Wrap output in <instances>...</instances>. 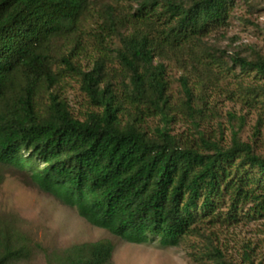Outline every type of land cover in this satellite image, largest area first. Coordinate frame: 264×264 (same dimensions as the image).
<instances>
[{
  "label": "trees",
  "instance_id": "16d2710c",
  "mask_svg": "<svg viewBox=\"0 0 264 264\" xmlns=\"http://www.w3.org/2000/svg\"><path fill=\"white\" fill-rule=\"evenodd\" d=\"M234 1L138 0L127 13L108 4L92 35L91 50L99 53L88 70L78 33L92 17L90 0H0V166L131 243L178 246L199 234L228 193L230 219L241 202L261 200L264 209V155L237 134L230 147L202 139V149L169 126L180 111L207 115L215 64L257 80L240 84L237 94L264 120V56L234 54L225 67L205 46L204 38L227 26ZM115 37L119 45L111 48ZM109 51L120 65L113 74ZM170 64L183 71L185 98L177 103ZM68 76L80 77L99 107L83 120L61 97ZM155 116L164 124L150 134L144 122ZM114 249L109 240L74 245L56 264H115ZM214 251L218 264H233ZM30 253L23 234L0 216V264Z\"/></svg>",
  "mask_w": 264,
  "mask_h": 264
},
{
  "label": "rangeland",
  "instance_id": "374dc122",
  "mask_svg": "<svg viewBox=\"0 0 264 264\" xmlns=\"http://www.w3.org/2000/svg\"><path fill=\"white\" fill-rule=\"evenodd\" d=\"M108 4L127 13L134 11L139 2L90 0L92 17L78 33L87 46L88 53L81 59L88 70L93 67V60L99 53L91 50L95 46L91 44L92 35L102 29V12ZM112 39L110 47H117L119 40L116 37ZM204 39L215 60L221 58L225 67L231 66L230 57L234 54L248 58L264 56V0H235L227 26ZM64 45L59 43L57 49L64 50ZM107 54L106 65L113 74V71H119L120 65L113 52ZM211 67L219 75L208 80L207 115L195 119L185 112H177L169 125L171 133L202 149H205L202 139L230 147L234 134H237L241 141L250 143L256 153L264 155V120L259 122L258 110L243 104L237 94L240 84L247 86L257 80L241 74L238 67L232 71H223L217 64ZM182 74L183 71L176 66L168 65L175 103L185 98L180 82ZM60 92L73 115L79 119L83 120L88 113L99 110L82 89L80 77H66ZM163 124L160 117L155 116L147 118L144 127L154 134L155 128ZM0 178V216L15 225L31 248L30 255L18 264H56L68 248L99 240L113 243L115 264H218L215 249L233 264H264V209L259 205L261 200L241 202L236 218L230 219L232 194L228 193L216 212L202 220L198 235L185 238L178 246H163L158 240L131 243L107 229L90 224L80 216L77 208L42 191L12 167L0 166ZM257 193H262V190Z\"/></svg>",
  "mask_w": 264,
  "mask_h": 264
}]
</instances>
